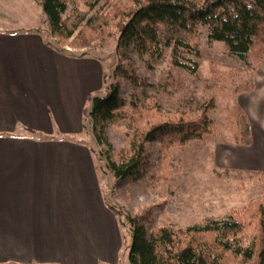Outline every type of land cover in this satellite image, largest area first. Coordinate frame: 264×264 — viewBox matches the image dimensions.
Segmentation results:
<instances>
[{
  "label": "trees",
  "instance_id": "1",
  "mask_svg": "<svg viewBox=\"0 0 264 264\" xmlns=\"http://www.w3.org/2000/svg\"><path fill=\"white\" fill-rule=\"evenodd\" d=\"M47 18L48 45L59 52L84 49L107 38L115 42L128 98L120 83L105 96L90 97L89 117L96 126L123 120L127 146L107 150V168L118 180L139 182L162 165V155L216 133L208 115L215 107L199 75L203 45L222 42L243 63L249 79L264 58V0H40ZM221 75V74H220ZM233 93L250 91L248 81ZM189 91V95L187 94ZM179 102L173 108V101ZM236 141L250 144L245 115L235 109ZM156 145L152 155L147 145ZM166 166V162L164 164ZM169 173L160 174L168 179ZM264 179V176H263ZM131 241L129 264H264V198L184 229L153 228L106 202Z\"/></svg>",
  "mask_w": 264,
  "mask_h": 264
},
{
  "label": "crops",
  "instance_id": "2",
  "mask_svg": "<svg viewBox=\"0 0 264 264\" xmlns=\"http://www.w3.org/2000/svg\"><path fill=\"white\" fill-rule=\"evenodd\" d=\"M47 35L0 30V264H121L118 220L95 159L74 137L102 85L98 64L56 51ZM253 83L239 96L250 146L264 131V59ZM249 161L228 165L264 169Z\"/></svg>",
  "mask_w": 264,
  "mask_h": 264
},
{
  "label": "rangeland",
  "instance_id": "3",
  "mask_svg": "<svg viewBox=\"0 0 264 264\" xmlns=\"http://www.w3.org/2000/svg\"><path fill=\"white\" fill-rule=\"evenodd\" d=\"M47 23L40 0H0V30L39 29L43 33L48 32L47 38L50 39ZM67 53L95 58L98 64L95 87L102 84V88L93 91L91 97L105 96L106 89L118 81L120 95L128 98L126 86L118 76L120 58L114 40L107 38L84 49L67 48ZM256 70L248 79L243 63L228 54L224 43L216 41L203 45L199 75L206 85L204 94L215 97V107L209 110L208 115L215 123L216 133L164 152L162 155L166 158V166L165 162L159 165L153 159L154 166L150 173L139 182L129 179L118 181L107 168L106 148L128 144L130 134L124 121L96 126L88 115L91 103H87L82 116V130L74 137L88 147L96 161L102 196L124 213L141 220L146 236L153 228L160 226L184 229L209 220H225L233 211L264 198V169H242L228 165L229 161L240 163L244 160L259 165L264 160V131H258V140L254 145L240 144L236 141L237 119L233 114L235 109L239 110L248 122L240 107L239 96L253 90ZM246 79L252 84V89L234 94V85L242 84ZM87 82L91 86V77ZM178 105L175 99L171 109ZM147 148L153 155L156 145L150 143ZM166 172L169 173L168 179H161L160 174ZM118 224L122 232L121 264H129L131 236L127 228Z\"/></svg>",
  "mask_w": 264,
  "mask_h": 264
}]
</instances>
